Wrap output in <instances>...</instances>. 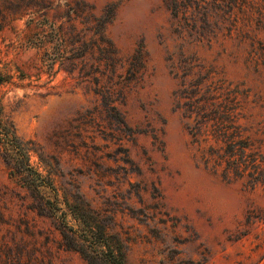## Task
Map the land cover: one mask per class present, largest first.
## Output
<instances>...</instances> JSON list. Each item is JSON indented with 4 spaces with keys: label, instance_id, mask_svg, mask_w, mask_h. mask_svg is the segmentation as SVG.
<instances>
[{
    "label": "rangeland",
    "instance_id": "1",
    "mask_svg": "<svg viewBox=\"0 0 264 264\" xmlns=\"http://www.w3.org/2000/svg\"><path fill=\"white\" fill-rule=\"evenodd\" d=\"M69 1L0 0V68L12 76L0 85V111L33 143L31 163L60 195H79L113 219L130 264H264V186L246 189L206 170L183 107L191 84L213 81L237 90L253 114L247 125L264 131V28L256 41V19L239 34L219 15L203 22L193 13L192 27L191 10L174 16L164 0H87L96 16L116 6L105 30L116 51L108 65L89 30L94 20L75 16ZM31 17L65 30L75 23L87 35L83 55L48 64L57 47L30 37ZM31 201L0 155V234L48 249L52 264H85L57 247L54 219Z\"/></svg>",
    "mask_w": 264,
    "mask_h": 264
},
{
    "label": "trees",
    "instance_id": "2",
    "mask_svg": "<svg viewBox=\"0 0 264 264\" xmlns=\"http://www.w3.org/2000/svg\"><path fill=\"white\" fill-rule=\"evenodd\" d=\"M72 2L75 6L71 5ZM164 3L174 16L183 13V19L191 10V17H194L192 27L196 26L193 13H197L203 22L219 15L229 22L230 31L239 34L247 33L256 19L252 36L256 41L264 28V0H164ZM66 5L75 16L86 12L84 15L94 20L89 30L105 45L104 58L108 65H113L116 51L111 40L106 38L105 30L115 17L116 6L109 4L101 15L96 16L88 9L87 0H70ZM67 16L70 21H75L71 15ZM28 27L30 37L38 46L47 49L56 45L58 57L48 64L53 66L63 59L83 55L80 51L87 43V35L82 29L78 30L75 23H70L69 30H65L63 25L49 21L47 17H31ZM138 58L141 60V53ZM11 79L10 73L0 68V85L11 82ZM184 93L183 107L185 116L191 121L188 130L199 163L227 183L241 182L250 190L264 186V131H251L252 125H247L245 120L251 123L253 114L244 111L239 92L216 86L213 81H199L191 84ZM32 144L15 134L0 111V155L9 174L18 176L21 185L29 191L32 201L28 207L41 216L54 219L59 234L57 247L78 253L85 264H130L123 237L111 231L113 219L91 207L79 195L72 198L60 195L50 174H43L31 163ZM4 222L0 213V223ZM47 250L44 254L35 246L18 243L0 234V264H52ZM184 264L204 262L190 259Z\"/></svg>",
    "mask_w": 264,
    "mask_h": 264
}]
</instances>
